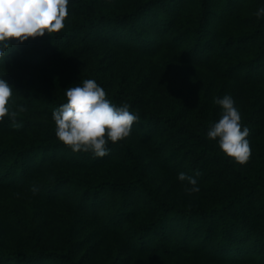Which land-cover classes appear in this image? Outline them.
I'll use <instances>...</instances> for the list:
<instances>
[{"label": "trees", "instance_id": "obj_1", "mask_svg": "<svg viewBox=\"0 0 264 264\" xmlns=\"http://www.w3.org/2000/svg\"><path fill=\"white\" fill-rule=\"evenodd\" d=\"M261 7L69 0L61 30L10 38L0 76L17 114L0 121V264H264ZM86 78L140 116L103 157L55 135L53 109ZM224 94L249 128L244 163L206 136Z\"/></svg>", "mask_w": 264, "mask_h": 264}, {"label": "clouds", "instance_id": "obj_2", "mask_svg": "<svg viewBox=\"0 0 264 264\" xmlns=\"http://www.w3.org/2000/svg\"><path fill=\"white\" fill-rule=\"evenodd\" d=\"M68 4L69 0H0V58L5 57L6 50L12 45L10 38L22 42L46 31L51 34L61 30L68 14ZM256 15L264 16V7L258 8ZM12 90L13 85L0 76V121L5 116L16 117V111L8 106ZM65 96L66 101L53 109L52 118L56 137L73 151H91L94 156L103 157L109 152V142L128 137L133 123L140 120L139 114L131 111L127 102L113 103L105 88L94 78L67 86ZM215 103L220 106V115L209 127L207 138L215 140L219 148L235 161L246 162L251 152L247 139L249 128L242 124L233 96L216 97ZM18 108L24 110L23 105ZM177 179L187 181L186 192L199 191L195 176L180 171Z\"/></svg>", "mask_w": 264, "mask_h": 264}]
</instances>
